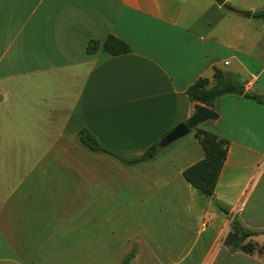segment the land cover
Returning a JSON list of instances; mask_svg holds the SVG:
<instances>
[{
    "label": "crops",
    "instance_id": "1",
    "mask_svg": "<svg viewBox=\"0 0 264 264\" xmlns=\"http://www.w3.org/2000/svg\"><path fill=\"white\" fill-rule=\"evenodd\" d=\"M205 1L0 0V264H264L263 101L220 95L194 126L228 142L210 196L181 175L203 156L193 127L131 164L77 138L141 155L214 68L264 97V65L228 54ZM108 34L129 51L85 52ZM233 224L251 252L224 242Z\"/></svg>",
    "mask_w": 264,
    "mask_h": 264
},
{
    "label": "trees",
    "instance_id": "2",
    "mask_svg": "<svg viewBox=\"0 0 264 264\" xmlns=\"http://www.w3.org/2000/svg\"><path fill=\"white\" fill-rule=\"evenodd\" d=\"M258 16H264V9L258 13ZM98 48L109 55H117L129 51L128 45L124 41L110 34L106 35L101 43L93 39L88 40L84 50L86 53H92ZM212 80L213 83L209 86L206 77L196 78L184 90L188 100L209 108H212L214 99L223 94H238L256 102H262V96L245 91L241 83L233 81L216 68L213 69ZM193 136L200 145L203 156L193 164L184 168L181 171V175L184 181L200 194L210 196L224 161L228 142L209 131L197 127H193ZM77 138L87 149L109 153L126 164L147 159L153 156L156 151V142H154L141 155L132 158H122L102 147L96 141L95 137L84 128L78 130ZM250 234V232L233 224L232 231L227 233L224 242L230 244L232 248H237L244 252H251L254 248L253 244L250 242L242 243V240ZM132 252L131 250L125 256L121 264H127Z\"/></svg>",
    "mask_w": 264,
    "mask_h": 264
},
{
    "label": "rangeland",
    "instance_id": "3",
    "mask_svg": "<svg viewBox=\"0 0 264 264\" xmlns=\"http://www.w3.org/2000/svg\"><path fill=\"white\" fill-rule=\"evenodd\" d=\"M212 1V19L217 18L218 13L223 16L221 29L214 34L226 38L228 54L237 55L248 67L258 70L264 65V16H258L264 9V0H225L224 6H218L217 0ZM194 2L197 7L206 5L205 0Z\"/></svg>",
    "mask_w": 264,
    "mask_h": 264
},
{
    "label": "water",
    "instance_id": "4",
    "mask_svg": "<svg viewBox=\"0 0 264 264\" xmlns=\"http://www.w3.org/2000/svg\"><path fill=\"white\" fill-rule=\"evenodd\" d=\"M222 1L223 0H217L219 4H221ZM262 101L264 102V97L262 98ZM192 109L193 113L186 121L174 125L156 142V151L187 134L189 129L194 127L197 123L216 117V113L212 109L198 103H194Z\"/></svg>",
    "mask_w": 264,
    "mask_h": 264
}]
</instances>
